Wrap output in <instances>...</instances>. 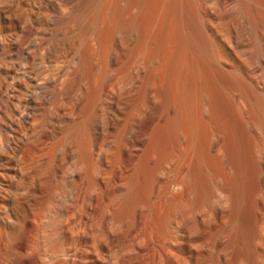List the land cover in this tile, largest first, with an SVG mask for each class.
<instances>
[{"label": "rangeland", "instance_id": "obj_1", "mask_svg": "<svg viewBox=\"0 0 264 264\" xmlns=\"http://www.w3.org/2000/svg\"><path fill=\"white\" fill-rule=\"evenodd\" d=\"M0 38L1 76L23 78L31 85L50 66L57 73L73 51L79 52L91 83L82 96L78 123L92 128V114L104 110L103 138L116 146L112 158L118 166L126 159L127 143L140 135V124L149 116L167 109L169 119L184 114L186 100L197 114L205 96L225 137L222 158L232 178L210 152L205 127L200 132L197 126L201 158L208 169L222 170L232 189L223 211H215L207 188L210 178L196 173L179 215L184 264H264V83L261 90L255 84L264 75V0H0ZM19 62L29 66L26 77ZM118 84L117 93L102 105ZM237 100L245 116L238 113ZM113 115L117 124L109 120ZM165 120L150 126L151 151L154 159L159 150L174 152L173 158L169 155L167 168L159 169L142 191L167 190L176 180L178 145L165 132ZM184 123L178 127L186 138ZM90 182L92 176H86L85 184ZM99 186L104 191L110 187L107 182ZM52 209L63 214L59 202Z\"/></svg>", "mask_w": 264, "mask_h": 264}, {"label": "bare ground", "instance_id": "obj_2", "mask_svg": "<svg viewBox=\"0 0 264 264\" xmlns=\"http://www.w3.org/2000/svg\"><path fill=\"white\" fill-rule=\"evenodd\" d=\"M3 49L0 44V51ZM80 61L79 52L73 51L57 73L55 66H50L32 85L15 76L6 81L0 72V264H184L179 215L194 189L196 173L209 176L207 188L210 185L215 211L222 212L230 199L231 185L222 179L225 173L220 174L224 169L231 177L222 158L225 139L207 108L209 101L202 98L198 115L186 100L184 114L169 119L167 109L149 116L140 124V135L127 143L126 159L118 166L112 158L116 146L103 138L104 110L92 114V128L78 123L83 118L82 96L91 83ZM260 63L264 64V52ZM16 65L26 77L27 65ZM254 67L258 69L257 64ZM30 69H35L32 64ZM255 82L261 90L264 75ZM118 90L119 84L102 105ZM237 103L238 113L244 115L241 102ZM160 118H166L165 132L178 145V172L171 188L142 191L159 169L167 168V158L174 154L159 150L154 159L148 132ZM109 120L117 124L116 116ZM181 121L187 126L186 138L179 132ZM197 126L207 130L210 152L221 160V171L214 165L208 169L202 161L198 133L205 130L198 132ZM90 135L97 141H91ZM86 176H92L94 182L85 184ZM106 182L110 187L104 191L99 185ZM53 202L60 203L64 217L53 211Z\"/></svg>", "mask_w": 264, "mask_h": 264}]
</instances>
